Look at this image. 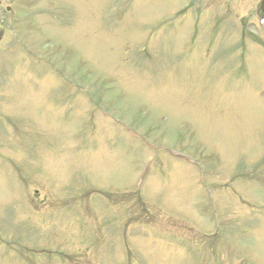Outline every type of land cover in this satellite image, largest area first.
Segmentation results:
<instances>
[{
	"label": "rangeland",
	"instance_id": "obj_1",
	"mask_svg": "<svg viewBox=\"0 0 264 264\" xmlns=\"http://www.w3.org/2000/svg\"><path fill=\"white\" fill-rule=\"evenodd\" d=\"M258 1L1 12L0 264H264Z\"/></svg>",
	"mask_w": 264,
	"mask_h": 264
}]
</instances>
